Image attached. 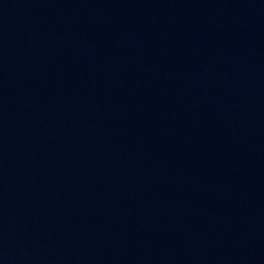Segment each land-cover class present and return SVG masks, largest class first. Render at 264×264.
Segmentation results:
<instances>
[{"label": "water", "instance_id": "water-1", "mask_svg": "<svg viewBox=\"0 0 264 264\" xmlns=\"http://www.w3.org/2000/svg\"><path fill=\"white\" fill-rule=\"evenodd\" d=\"M0 264H264V0H0Z\"/></svg>", "mask_w": 264, "mask_h": 264}]
</instances>
